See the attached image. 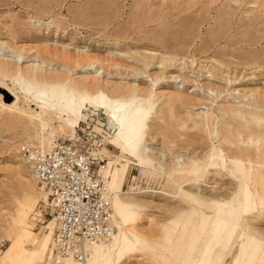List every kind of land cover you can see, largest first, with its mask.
<instances>
[{"label":"rangeland","instance_id":"374dc122","mask_svg":"<svg viewBox=\"0 0 264 264\" xmlns=\"http://www.w3.org/2000/svg\"><path fill=\"white\" fill-rule=\"evenodd\" d=\"M1 62L11 67L0 72L11 94L18 70L41 69L31 94L44 103L42 116L23 95H10L13 110L0 105V264H37L30 249L1 259L20 204L38 196L28 217L38 238L52 221L19 145L49 147L73 133L64 124L77 116L71 97L97 101V87L84 84L97 75L112 101L151 113L140 160L122 154L110 106L87 104L75 128L84 129L98 170L105 161L126 170L117 193L137 213L129 227L143 240L120 264H199L205 251L219 256L224 247L223 264H264V0H0ZM248 160L262 180L236 172L234 161L247 168ZM245 190L262 206L241 215L246 230L237 228L234 240L247 252L240 260L239 246L227 244L233 227L213 232L209 214Z\"/></svg>","mask_w":264,"mask_h":264},{"label":"bare ground","instance_id":"6f19581e","mask_svg":"<svg viewBox=\"0 0 264 264\" xmlns=\"http://www.w3.org/2000/svg\"><path fill=\"white\" fill-rule=\"evenodd\" d=\"M9 68L11 69L9 64L3 62L0 63V72H4L5 74L6 73L8 74L9 72H11ZM41 73L42 70L35 66H28L27 69H25L23 72L18 70L17 75L15 76L16 77L15 85L17 86V88L14 89L13 94H11L10 93L11 91H9L7 86L2 81H0V105L4 107V109L6 108L8 110H13L14 108L12 106L13 103L11 99L12 96L10 95H13L15 100H21L20 96L23 95V103L27 104V107L32 112V114L35 116L37 115L42 116L44 100L40 99V97L42 96L37 97V96H32L31 94V90L33 89L34 83H36L39 77L42 76ZM96 73H98V71H95V74ZM98 76L99 75L91 78V80L90 79L87 80L86 83H84L86 91L88 89H91L90 91H92V88L97 87V89H95L97 90V97H96L97 101H92L87 96L84 97L79 96V98H81V101L78 102V99L76 97H71L70 108L73 112L77 114V116L75 118V121L73 122H69V123L64 122L66 128L71 132H73L70 135H66L65 137L73 136L76 133L75 128L77 127L79 122H82V120L85 119L83 110L85 109L87 104L93 103L95 107L103 106L105 108L110 106L112 108L111 109L112 116L110 117V120L115 121L117 125L118 133L116 135V141L122 149V154L128 153L133 159L140 160L139 149L137 148V146L140 141V136L142 131L148 125L146 124V121L149 119V115L151 113L150 114L146 113L143 106L136 108L134 111H127L128 108L126 106L122 105L121 103L112 101L105 92L99 90L101 89L103 83L100 84ZM172 78L176 79L179 78V76L174 75L172 76ZM77 85L78 87L80 86L79 84ZM104 85L105 88L109 90L110 95L113 94L116 95L119 91V88L117 86H113L111 89H109L106 86L107 85L106 83ZM179 98L181 97L179 96ZM145 101L146 100H141L140 103H143ZM31 102L33 104L30 106ZM151 109L152 110L155 109V104H151ZM46 144L50 145L49 142H46ZM54 145L55 144L49 147L40 146V145L38 146L41 147L43 150H48L51 149ZM241 149L243 150V147ZM177 160H179V158H177ZM23 164L25 166L24 162ZM234 164L238 169V171L236 170L235 171L238 172L240 176L254 178L255 180L263 179V176H261L260 174L253 172L251 173L253 167H252V162L250 160L247 161V168L244 167L239 168V166L241 165L237 161H234ZM25 169L27 170L26 166ZM99 174L103 175L106 178V189L111 199L116 232L107 240H101L99 242L90 245L88 247V253L86 255L85 260L80 264H97V262H100L99 264H120L122 263V257L135 250L138 243H140L143 240V239L141 240L142 237L136 234V232H134L129 227L130 225L135 224L138 215L136 212L130 210L128 201L120 197V195H118L117 193L118 185L126 177L125 168L122 167L112 170V162L105 161L104 166H102L99 170ZM30 177L35 184H38L31 175ZM108 178L109 181L107 183ZM39 187L41 191H39L38 194H40V197H43V199H46L45 202L43 203L47 205L48 193L44 187L40 185ZM247 192L248 191L246 190L243 191L241 193L242 196L241 198L239 197V195H237V197H235L234 200L231 202H225L222 200L218 201L215 204V208L213 209V212L209 214L211 216L213 215L212 222L217 224L213 232H216L221 226L222 227L226 226V228L233 227L229 232V240L227 241V244L239 246V253L237 259L240 260L244 259L247 252L246 246H244L243 243L244 241H241L239 239L234 240L235 239L234 234L236 233L237 228H241L242 231L246 230L245 226L241 221V215L251 205L262 206V201H260L259 204L251 202V200L248 198ZM110 193H112V196ZM30 199H31V204H29L28 202H24L19 205L18 220L14 221L12 225L7 227L6 230L8 237L7 240L11 243V245L4 253V256L1 258L3 259L2 262L11 259V257H13L15 253L18 251H23V250L25 251L27 249H30L34 254V258L36 259L37 264H43L44 258L47 255L48 258L46 264H52L51 263L52 247H53L52 235L54 234L53 220L51 219L52 221H50L47 224V226H45V229H47L48 232L42 234V236L38 238L37 234L33 233L31 231L30 226L28 225L29 213L32 211L33 207L35 206L38 196L36 195L33 198L31 197ZM249 233H251L253 236L257 235V233H255L251 229L249 230ZM51 236H52L51 248L50 247L48 248L50 242L49 240ZM229 251H230L229 249L224 247L222 253L217 257L216 260L214 259V255H209V253L205 251V253H203V255H201L199 258V264H216V263L220 264V262L225 259ZM217 260L219 261L217 262ZM65 264H78V263H75L71 260H67Z\"/></svg>","mask_w":264,"mask_h":264},{"label":"built area","instance_id":"2783aa9c","mask_svg":"<svg viewBox=\"0 0 264 264\" xmlns=\"http://www.w3.org/2000/svg\"><path fill=\"white\" fill-rule=\"evenodd\" d=\"M86 137L84 129L77 128L51 149L24 142L17 150L30 175L48 193L46 207L54 223L52 264H80L90 245L116 232L106 178L85 149Z\"/></svg>","mask_w":264,"mask_h":264},{"label":"crops","instance_id":"0c3cea01","mask_svg":"<svg viewBox=\"0 0 264 264\" xmlns=\"http://www.w3.org/2000/svg\"><path fill=\"white\" fill-rule=\"evenodd\" d=\"M228 254H229V253H228ZM217 257H218V256H214V259L216 260V259H217ZM227 257H228V255L225 257V259H226ZM225 259H224V260H222V261L220 262V264H223V263H224V261H225ZM218 261H219V260H217V262H218ZM236 262H237L238 264H241V263H242V262H240V261H236ZM251 263H252V264H254V260H252V261H251Z\"/></svg>","mask_w":264,"mask_h":264}]
</instances>
